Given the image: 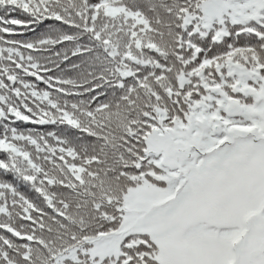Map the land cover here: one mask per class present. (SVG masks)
I'll return each mask as SVG.
<instances>
[{"label":"snow or ice","instance_id":"1","mask_svg":"<svg viewBox=\"0 0 264 264\" xmlns=\"http://www.w3.org/2000/svg\"><path fill=\"white\" fill-rule=\"evenodd\" d=\"M0 264H264V0H0Z\"/></svg>","mask_w":264,"mask_h":264}]
</instances>
